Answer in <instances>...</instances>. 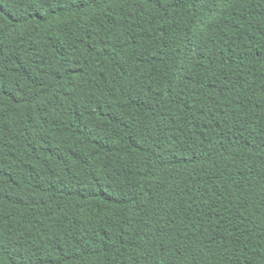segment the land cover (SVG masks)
I'll return each instance as SVG.
<instances>
[{
    "label": "trees",
    "instance_id": "16d2710c",
    "mask_svg": "<svg viewBox=\"0 0 264 264\" xmlns=\"http://www.w3.org/2000/svg\"><path fill=\"white\" fill-rule=\"evenodd\" d=\"M0 264H264V0H0Z\"/></svg>",
    "mask_w": 264,
    "mask_h": 264
}]
</instances>
